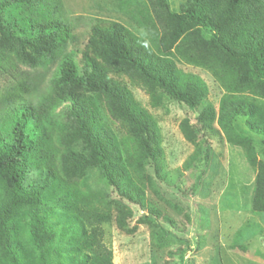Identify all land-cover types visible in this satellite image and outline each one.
Masks as SVG:
<instances>
[{"label":"trees","instance_id":"16d2710c","mask_svg":"<svg viewBox=\"0 0 264 264\" xmlns=\"http://www.w3.org/2000/svg\"><path fill=\"white\" fill-rule=\"evenodd\" d=\"M91 7L120 18L71 17L63 0H0V264H114L104 226L132 233V206L150 214L151 239L155 227L168 233L148 194L167 181L160 130L134 87L152 108L170 98L197 112L179 124L195 146L185 169L207 156L196 138L207 127L241 147L254 171L247 209L264 213V0ZM179 63L213 76L217 105Z\"/></svg>","mask_w":264,"mask_h":264},{"label":"rangeland","instance_id":"374dc122","mask_svg":"<svg viewBox=\"0 0 264 264\" xmlns=\"http://www.w3.org/2000/svg\"><path fill=\"white\" fill-rule=\"evenodd\" d=\"M63 1L71 17L120 18L113 11L94 9L91 0ZM178 3L179 0H174L175 7ZM179 66L204 80L208 100L217 105L221 89L213 76L202 68L185 63ZM133 92L155 117L160 130L159 143L165 160L161 174L165 173L167 181L155 178V190L148 194L161 211L155 213L158 221L150 218L168 233L163 235L155 227L160 237L151 239V226L143 222V215L150 214L132 206L129 227L136 228L132 233L118 230L114 223L104 226L103 242L113 252V263L264 264V213H251L247 209L254 171L243 149L225 142L222 131L217 134L207 127L205 133L196 137L208 140L207 156L196 160L191 169H185L184 161L195 146L185 139L179 124L185 118L195 123L197 112L170 98L163 107L152 108L143 91L134 87ZM260 158L264 161V151L262 156L255 155L256 160ZM99 183L93 182L92 187L97 188ZM151 209L154 210L152 206L150 212ZM154 250L159 258L156 262L152 258Z\"/></svg>","mask_w":264,"mask_h":264}]
</instances>
